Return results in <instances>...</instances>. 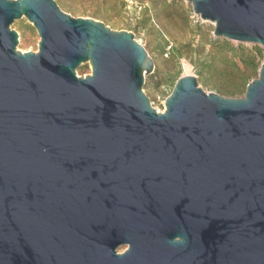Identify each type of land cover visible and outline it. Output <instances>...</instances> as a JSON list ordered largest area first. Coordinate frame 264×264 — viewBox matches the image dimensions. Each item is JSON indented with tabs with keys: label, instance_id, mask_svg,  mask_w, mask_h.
Masks as SVG:
<instances>
[{
	"label": "water",
	"instance_id": "obj_1",
	"mask_svg": "<svg viewBox=\"0 0 264 264\" xmlns=\"http://www.w3.org/2000/svg\"><path fill=\"white\" fill-rule=\"evenodd\" d=\"M184 1L264 48V0ZM23 17L38 52L18 49ZM154 70L131 32L0 0V264H264V61L244 98L186 75L163 112Z\"/></svg>",
	"mask_w": 264,
	"mask_h": 264
},
{
	"label": "rangeland",
	"instance_id": "obj_2",
	"mask_svg": "<svg viewBox=\"0 0 264 264\" xmlns=\"http://www.w3.org/2000/svg\"><path fill=\"white\" fill-rule=\"evenodd\" d=\"M60 9L75 18L103 22L114 31L134 34L153 59L155 70L143 86L153 107L165 110L166 98L176 81L185 75L196 78L206 92L226 98H244L247 85L259 76L264 61L260 45L238 43L214 36L215 26L195 16L184 0H55ZM18 49L38 52L40 37L25 17L15 20ZM92 72L82 64L80 77ZM127 246L118 249L122 253Z\"/></svg>",
	"mask_w": 264,
	"mask_h": 264
},
{
	"label": "built area",
	"instance_id": "obj_3",
	"mask_svg": "<svg viewBox=\"0 0 264 264\" xmlns=\"http://www.w3.org/2000/svg\"><path fill=\"white\" fill-rule=\"evenodd\" d=\"M195 16H197V15H195ZM199 17V16H198ZM165 107V106H164ZM155 108V107H154ZM156 110H157V112H160L157 108H155ZM164 111V110H163ZM163 111H161V112H163Z\"/></svg>",
	"mask_w": 264,
	"mask_h": 264
},
{
	"label": "bare ground",
	"instance_id": "obj_4",
	"mask_svg": "<svg viewBox=\"0 0 264 264\" xmlns=\"http://www.w3.org/2000/svg\"><path fill=\"white\" fill-rule=\"evenodd\" d=\"M212 24H214V23H212ZM23 51V50H22ZM186 76V75H185ZM160 111V110H159ZM161 112V111H160Z\"/></svg>",
	"mask_w": 264,
	"mask_h": 264
}]
</instances>
